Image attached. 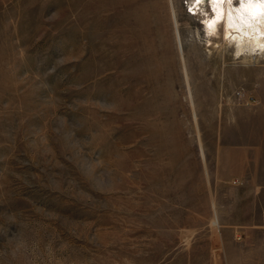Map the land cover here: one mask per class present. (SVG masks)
Segmentation results:
<instances>
[{
	"label": "rangeland",
	"instance_id": "1",
	"mask_svg": "<svg viewBox=\"0 0 264 264\" xmlns=\"http://www.w3.org/2000/svg\"><path fill=\"white\" fill-rule=\"evenodd\" d=\"M263 102L261 0H0V264H222L208 166Z\"/></svg>",
	"mask_w": 264,
	"mask_h": 264
},
{
	"label": "crops",
	"instance_id": "2",
	"mask_svg": "<svg viewBox=\"0 0 264 264\" xmlns=\"http://www.w3.org/2000/svg\"><path fill=\"white\" fill-rule=\"evenodd\" d=\"M208 168L216 255L222 264H264V102L222 126Z\"/></svg>",
	"mask_w": 264,
	"mask_h": 264
},
{
	"label": "bare ground",
	"instance_id": "3",
	"mask_svg": "<svg viewBox=\"0 0 264 264\" xmlns=\"http://www.w3.org/2000/svg\"><path fill=\"white\" fill-rule=\"evenodd\" d=\"M253 8H256V6L251 7V5H250V7H248V8L246 7V10L250 9V11H252ZM171 15H172L173 23H174L176 41H177V45H178L177 47L180 51L181 57L183 58V60H185V56H184L185 54H184V50H183V40H182L181 33L179 30V24H178L177 16H176V9H175V5H174L173 1L171 2ZM209 26L213 27L214 22H212Z\"/></svg>",
	"mask_w": 264,
	"mask_h": 264
},
{
	"label": "snow or ice",
	"instance_id": "4",
	"mask_svg": "<svg viewBox=\"0 0 264 264\" xmlns=\"http://www.w3.org/2000/svg\"><path fill=\"white\" fill-rule=\"evenodd\" d=\"M197 2H199V0H197ZM249 2H251V0H249ZM261 2H264V0H261Z\"/></svg>",
	"mask_w": 264,
	"mask_h": 264
}]
</instances>
